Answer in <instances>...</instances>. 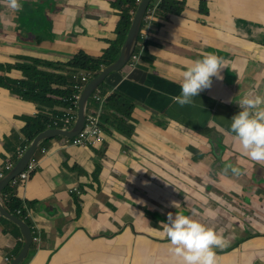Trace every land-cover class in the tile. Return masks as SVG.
<instances>
[{
    "label": "crops",
    "instance_id": "crops-1",
    "mask_svg": "<svg viewBox=\"0 0 264 264\" xmlns=\"http://www.w3.org/2000/svg\"><path fill=\"white\" fill-rule=\"evenodd\" d=\"M121 1L59 0L51 23L53 31L65 33L67 38L31 48L2 43L5 26L12 32V40L23 39L16 37L24 22L21 11L29 12H14L7 6L3 9L5 0H0V173L28 149L33 141L30 135L39 127L53 128L52 119L64 109L53 94H47L50 100L38 101L12 90L26 80L24 66L61 76L60 82L51 84L53 89L69 88L74 71L50 62L65 63L79 51L92 55L104 51L106 41L116 40L113 31ZM162 1L176 9L165 13L158 9ZM155 2V17L144 29L148 33L143 61L134 71L124 67L110 76L107 85L96 91L105 101L89 103L91 109L102 110L104 144L72 147L64 144V138L54 137L35 152L33 162L38 168L28 183L17 188L18 197L26 204L23 211L39 239L34 245L38 250L32 251L23 264H176L168 240L157 241L138 231L129 203L138 201L141 190L172 198L169 206L191 195V212L227 242L216 249L217 264H264V221L249 218L243 226L228 219L229 213L221 206L206 201L202 190L193 189L184 158L201 154L198 147L188 143L192 138L188 125L195 120L179 112L186 105L181 107L172 100L180 95L176 81L185 64L205 52L216 54L225 69L248 64L258 70L264 67V0ZM35 37L38 40L42 35ZM69 43L75 48L67 55ZM113 92L125 102L124 112L109 109L113 103L106 106V98ZM204 97L197 99L202 106L187 107L207 119H219L225 126L240 111L231 105L227 94H222V103ZM130 104L131 119L127 116ZM128 127H132L131 132ZM197 167L203 169L205 164L200 161ZM119 194L128 203L118 201ZM5 208L12 212L6 203ZM96 208L105 209L109 215L93 219L90 211ZM3 218L0 215V264H7V258L11 262L20 252L23 238L20 229Z\"/></svg>",
    "mask_w": 264,
    "mask_h": 264
},
{
    "label": "water",
    "instance_id": "water-1",
    "mask_svg": "<svg viewBox=\"0 0 264 264\" xmlns=\"http://www.w3.org/2000/svg\"><path fill=\"white\" fill-rule=\"evenodd\" d=\"M18 1L24 11L26 9L24 3L29 2L32 4L26 5V7L31 8V12L24 19V22L20 24L19 31L16 34L17 38L20 36L24 38L22 40H12L10 38L12 32L5 26L4 30L1 31L5 35V38L1 39L3 44L13 46L12 44L15 43L19 47L32 48L31 42H29L26 36V29H24L32 25L36 27L38 34L42 35V39L36 47H40L42 44L52 42L53 40L67 38L65 33L58 34L55 30L53 31L51 23L52 15L58 9L59 0ZM150 3L151 0H139L117 57L109 65L103 67L84 86L77 101L76 117L73 125L66 130L48 128L38 133L24 154L0 178V215L16 225L20 229L23 238L20 252L9 264H23L28 258L30 248L33 245L34 231L30 223L5 208L3 198L5 189L33 161L35 152L46 140L54 137L69 139L82 130L92 95L110 74L117 73L123 69L133 54L143 18ZM263 71L264 67L258 70V68H253L252 64L227 69L224 67L221 71L223 79H217L216 77L212 79L211 87L201 91L197 97H194L192 104L202 106L201 102L197 100L202 96H205L204 99H211L213 102L222 103L220 99L222 94H227L231 105L239 108L237 101L240 99V96L243 97L249 93L264 96ZM179 112L185 117L195 120L193 125H188L189 133L192 134V138L188 140V143L191 147L196 146L201 151V154L184 158V161L188 164L187 176L193 182V189L198 192L202 190L206 201H210L214 205H219L225 209L229 213L227 215L228 219L233 221L238 219V222H241V219L248 221L249 218H255L257 221H264V166L247 159L236 150L233 133L230 131L232 122L225 126L219 119L217 120L213 117L207 119L195 114L187 105ZM160 119L163 118L160 117ZM200 161L205 164L203 169L197 167ZM226 163L240 167L242 174L236 176L230 170L225 173L224 167ZM139 194L140 198L137 202L129 203L132 209L131 215L135 220L138 231L151 239H157L158 241L167 240L166 236L160 238L158 234L163 233L160 222H166L169 212L173 214L175 212H182L195 219H200L197 214L191 212L190 207H194V203L189 197L191 195L178 199V202L175 204L176 207H174L173 205L169 206L172 198H161L155 191L141 190ZM116 199L128 203L123 194L117 195ZM194 211L197 212L198 209L196 208ZM90 215L93 219L97 220L99 216L109 215V212L105 209L100 210L96 208L94 211H90ZM240 215L242 217H239ZM245 223L246 221L244 223L241 222L243 226ZM155 249L159 250V247L156 246Z\"/></svg>",
    "mask_w": 264,
    "mask_h": 264
},
{
    "label": "clouds",
    "instance_id": "clouds-1",
    "mask_svg": "<svg viewBox=\"0 0 264 264\" xmlns=\"http://www.w3.org/2000/svg\"><path fill=\"white\" fill-rule=\"evenodd\" d=\"M5 4L14 12L22 10L18 0H5ZM224 67V62L211 52L188 61L180 73V79L176 81L181 92L172 97L173 102L181 107L192 104L194 97L211 87L213 77L223 79L221 71ZM237 103L240 111L231 118L230 125L236 150L247 159L264 166V96L249 93ZM229 170L236 176L242 174L240 167L226 163L224 172ZM173 206L176 207L174 202ZM206 214L215 215L211 212ZM160 226L176 264H217L216 249L227 243L214 228L182 212H169L166 222L161 221Z\"/></svg>",
    "mask_w": 264,
    "mask_h": 264
},
{
    "label": "trees",
    "instance_id": "trees-1",
    "mask_svg": "<svg viewBox=\"0 0 264 264\" xmlns=\"http://www.w3.org/2000/svg\"><path fill=\"white\" fill-rule=\"evenodd\" d=\"M154 4H157L155 0H151V3L148 6V8L152 7ZM136 6H137L136 0H124L118 3V9L120 13L119 21L116 25L115 30L113 31L116 34V40L112 42L106 41V43H108V47L104 51H102L99 55H92L84 51H79L74 56H72L70 59H68L65 63H57L58 61H53L55 63L53 62H50V63H52L54 66L63 65L73 70H85V71L94 73V76H95L97 73L100 72V70L103 67L109 65L117 57L121 44L124 41L126 32L130 25L133 12L136 9ZM158 9H161L165 13L171 14L172 11L176 9V6L174 8H171L167 6L166 3H164V1H162L159 4ZM25 11L31 12V9L29 10L25 9ZM144 51L141 56L142 61H143L142 57H143ZM24 73H25L24 77L26 80L22 81L21 82L22 84H20L21 88L24 90L20 94L23 95L24 98L31 99V97L34 96L38 101H43V100H50L47 98V94H53L54 98H59V99L69 97L71 94L72 86H73L72 82L70 84V87L65 90H59V89L56 90L51 87V84H55L61 81L62 77L59 75L56 76L52 74H47V73L39 71L37 67L27 68L25 66H24ZM115 74L117 73L110 74L105 79V81L102 84H100V86L97 89L98 90L103 89L107 85V80L109 79V77ZM151 79L155 80V78L153 77ZM118 95H119L118 93H114V92L111 93L106 98V106L108 105V103H113V106L110 107L109 109L114 110L115 112L116 110L118 112H121V110L122 112H124L123 110H124L125 102L122 103V99ZM91 101L93 100H90V102ZM62 104L64 107L69 105V103L67 102H62ZM131 111H132V105L130 104L128 114H127V116L130 119H131V116H130ZM61 114L62 113L58 114V116H60ZM32 122L34 121H28L29 124H31ZM46 122H47V119H46ZM45 128L46 127H39L34 133L30 135V140H33L38 135V133L45 130ZM127 131L131 132L132 127H128ZM10 192H11V187L10 185H8L4 191V196H3L4 204L5 203L7 204L9 209L12 211L11 213L19 216L21 219L28 222L27 217L22 208V205L26 207L25 201H21V199L17 195V191L15 192L14 195L10 196L9 199H5V195ZM17 210H21L22 213L18 215ZM76 212L77 214L80 213L78 204L76 207ZM36 249L37 248H34V246L31 247L28 258H30L32 251H35Z\"/></svg>",
    "mask_w": 264,
    "mask_h": 264
},
{
    "label": "built area",
    "instance_id": "built-area-1",
    "mask_svg": "<svg viewBox=\"0 0 264 264\" xmlns=\"http://www.w3.org/2000/svg\"><path fill=\"white\" fill-rule=\"evenodd\" d=\"M136 2L138 4L139 0H136ZM156 11L157 4H154L152 7L147 8L145 12L135 50L127 61L126 65L124 66L130 71H134L136 67L142 62L141 56L146 47L144 43L146 40V33H148V29L146 31H144V29L150 25L153 18L155 17ZM70 71H74V73L71 74V79L73 83L71 94L69 97L60 98V101L67 102L69 103V105L64 107L63 112L60 116H55V118L52 119L53 128H60L66 130L73 125L76 117V106L77 101L79 99V95L82 92L86 83L94 76V73L85 70L70 69ZM90 100H93L97 103H102L105 101V97H100L95 92ZM101 112L102 110L100 107L96 109H91V107H88L85 123L82 130L72 138H64V144L66 146L80 148H92L102 146L105 141V134L100 123ZM22 153L23 151H21V154ZM14 164V162L9 161L5 167V170L0 173V178L3 177L5 173H7L13 167ZM38 165L39 164L37 162H30L28 166L9 183L11 187V192L5 195V199H9L10 196L15 194L17 188L24 186L30 181L33 174L37 170ZM73 192H75L76 194L79 193L77 189H73ZM21 213V210H17L18 215H20ZM38 241V236L36 235V232H34L33 244H37ZM37 250L38 249H36L35 251ZM5 262L8 264L10 261L7 258Z\"/></svg>",
    "mask_w": 264,
    "mask_h": 264
},
{
    "label": "rangeland",
    "instance_id": "rangeland-1",
    "mask_svg": "<svg viewBox=\"0 0 264 264\" xmlns=\"http://www.w3.org/2000/svg\"><path fill=\"white\" fill-rule=\"evenodd\" d=\"M169 6H171V7H173V5L172 4H169ZM2 8L4 9V8H6V5H4V6H2ZM26 9H31L30 7H25ZM21 13H22V18L23 19H25V18H27V15H26V13L25 12H22L21 11ZM35 34H38V32H37V30L35 29V26L34 25H32V26H28L27 28H26V36H27V38H28V40L29 41H31V42H34V40H35V38H34V35ZM24 38V37H23ZM74 48H75V46L73 45V44H68V46L66 47V54L67 55H70L71 54V52L74 50ZM63 60H66V58H64ZM12 90H14V92H17V93H22V91H24L22 88H21V85L20 84H18L17 83V85L12 89ZM199 210V209H198ZM239 217H242L241 215L239 216ZM237 221H238V219H237ZM244 221H246V223L245 224H248V221L246 220V219H241V222L242 223H244ZM157 240V239H156ZM158 241V240H157ZM157 243V242H156Z\"/></svg>",
    "mask_w": 264,
    "mask_h": 264
},
{
    "label": "flooded vegetation",
    "instance_id": "flooded-vegetation-1",
    "mask_svg": "<svg viewBox=\"0 0 264 264\" xmlns=\"http://www.w3.org/2000/svg\"><path fill=\"white\" fill-rule=\"evenodd\" d=\"M25 7H26V6H25ZM35 29H36V27H35ZM36 38H37V37H36ZM38 38H39V39H38V40L35 39L34 42L29 41V42H31V45H32V46L35 47V46H37V44H39V42L41 41L42 37H38ZM148 191H151V190H148ZM189 197H191V196H189ZM158 235H159V236H162V237L164 236L163 233L158 234Z\"/></svg>",
    "mask_w": 264,
    "mask_h": 264
},
{
    "label": "bare ground",
    "instance_id": "bare-ground-1",
    "mask_svg": "<svg viewBox=\"0 0 264 264\" xmlns=\"http://www.w3.org/2000/svg\"><path fill=\"white\" fill-rule=\"evenodd\" d=\"M233 35V34H232Z\"/></svg>",
    "mask_w": 264,
    "mask_h": 264
}]
</instances>
